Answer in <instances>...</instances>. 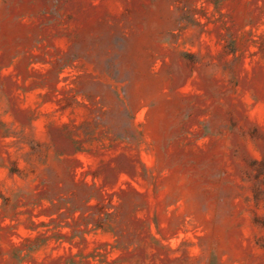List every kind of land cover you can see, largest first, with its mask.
I'll use <instances>...</instances> for the list:
<instances>
[{
    "label": "rangeland",
    "instance_id": "374dc122",
    "mask_svg": "<svg viewBox=\"0 0 264 264\" xmlns=\"http://www.w3.org/2000/svg\"><path fill=\"white\" fill-rule=\"evenodd\" d=\"M0 264H264V0H0Z\"/></svg>",
    "mask_w": 264,
    "mask_h": 264
}]
</instances>
